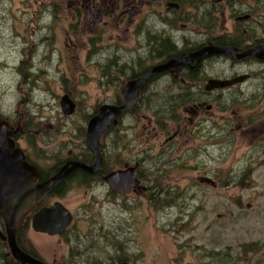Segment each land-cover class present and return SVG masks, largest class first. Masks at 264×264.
I'll list each match as a JSON object with an SVG mask.
<instances>
[{
    "label": "rangeland",
    "instance_id": "374dc122",
    "mask_svg": "<svg viewBox=\"0 0 264 264\" xmlns=\"http://www.w3.org/2000/svg\"><path fill=\"white\" fill-rule=\"evenodd\" d=\"M251 5L256 8L255 3ZM65 6L53 0H0V116L13 126L19 123L21 131L15 140L43 171H51L68 158L69 151L72 155L90 152L81 128L93 107L121 96L119 86L124 77L112 73L126 64L154 63L146 47L137 50L139 45L131 33L121 43L114 37L121 50L101 51L98 59L92 53L88 56L87 37L81 30L66 35ZM223 17L222 23L217 17L215 29L225 24L234 30L232 17L228 13ZM184 24L182 28L166 27V35L179 38L201 33L193 23ZM203 37L200 34V39ZM111 45L107 33L100 47L107 50ZM212 64L224 70V63ZM216 66L206 65L205 69L212 75ZM256 86L255 80L242 86L243 98L227 111L220 112L217 106L212 109L215 146L210 143L215 141L211 132L210 141L201 138L194 142L193 134L186 133L164 147V138L176 127L167 121L159 138L152 139L151 132L144 131V117L165 112L158 111L151 100H144L138 113L124 115L115 134L102 137L103 153L109 150L122 161L113 167L122 168L124 163L140 159L142 169L153 170L142 173L151 193L149 199L138 193L117 196L102 181H92L86 187L74 182L62 197L46 199L47 204L58 200L70 211L69 228L83 238L80 250L95 255H85L89 263H114L119 252L132 264H264V132L248 131L261 118ZM64 93L76 103L69 116H64L59 106ZM232 112L237 122L243 123L239 132L220 128ZM166 129H170L168 133ZM189 136L191 143H180ZM155 175L163 180L162 190L153 188ZM201 175L210 176L217 186L199 183L196 178ZM172 191H178V196ZM28 236L46 259L69 251L65 240L58 242L56 237L31 230ZM251 243L260 248L251 249ZM98 247H103L102 251L93 252Z\"/></svg>",
    "mask_w": 264,
    "mask_h": 264
},
{
    "label": "flooded vegetation",
    "instance_id": "af4514ba",
    "mask_svg": "<svg viewBox=\"0 0 264 264\" xmlns=\"http://www.w3.org/2000/svg\"><path fill=\"white\" fill-rule=\"evenodd\" d=\"M53 2L55 4L59 2L66 5L65 9L68 14L69 26V29L66 30L67 37L74 29L81 30L83 36L87 37L85 42L87 55L89 56L92 53V57L96 59L99 58L101 51L108 52L111 49L121 50L122 47L118 43L124 40L127 41L128 37L126 36H130V33L134 38L133 41L139 45L138 49H136L142 51L146 47V54L148 53L152 57L154 63L149 64L144 62V68L148 67V70L154 64L162 63L170 58L177 59L182 53L194 52L209 44L219 47L235 46L239 52L255 45H259L264 49V0H251L252 3L256 4V8L254 5H251V2L249 3V0L239 1L238 4L232 2V0H53ZM226 13L233 19V25H235L234 30H228L229 28H226L225 24L220 28L218 26V30H216L217 17L222 23V19L224 21L223 16ZM184 23H193L192 25L198 27L201 30L200 34L205 37L200 39V34L196 33L189 34L188 36L182 34L179 38L174 35L173 37L172 35H166V27L182 28L185 25ZM177 24L179 25L177 26ZM142 26L143 30L140 29ZM107 33L113 48L104 50L100 47V41L104 39ZM248 33L251 34L248 35ZM114 37L118 42L117 44L113 42ZM166 39L170 40L178 50L175 51L174 56L169 58H165L167 50L162 46L163 42L167 41ZM152 43L155 46L154 48L151 47ZM138 60L141 61L140 59ZM130 61H134V58L130 59ZM214 62L224 63V70L212 64ZM195 64V61L190 62L189 65L177 73L164 72L154 74L150 77L147 84L141 89V91L146 89L143 96L147 100H150L149 97L162 95L171 100L183 99L186 103H182L170 114L167 112V119H157L152 115L144 117L147 122L143 127L144 131L149 130L152 134L151 138L158 139L160 131L167 126L165 124V121H167L173 123L176 127L170 135L164 138L162 142L164 147L173 145L172 142L174 140L186 133L193 134L194 142L196 139L200 141L201 138L210 141L212 139L211 132L215 135V141H211L210 143L215 146L217 143V133L214 128L215 116L212 109L217 106L220 112L227 111L235 101L243 98L244 91L242 86L249 81L255 80L257 81L256 103L260 104L261 109L259 114L261 118L258 120L256 126L250 127L251 129L248 128L249 130H247L257 134L263 133L264 59L247 57L243 60H236L229 55L221 54L212 55L203 59L198 67H195ZM206 65L213 69L216 66L215 72L212 75L207 73L205 69ZM241 65H244L246 68L241 67ZM240 76L247 77L240 82L231 83L223 88H214L211 90H206L205 88L209 79L232 80ZM121 92L122 90L120 94ZM254 92L255 90L251 95L252 99L255 96ZM140 93L142 94V92ZM220 101L225 102L221 104ZM233 124L235 128L232 127ZM220 128L224 130L232 129L231 131L239 132L243 128V123L241 120L237 122L235 112H232L231 116L224 119ZM169 130L166 129L167 133ZM191 137L189 136L185 141L180 143H189ZM16 146L20 147L17 143ZM22 150L26 157L34 162L29 158L26 151L24 149ZM66 160L68 159H65L61 165ZM32 162L30 163L32 164ZM123 165L127 164L124 163ZM37 169L41 173V180H44L41 170L39 167ZM142 177H139L137 174L141 188L131 193H138L146 199H149L151 188ZM116 194L117 196L121 195L120 192ZM49 196H54L53 190L44 197L38 208L30 206L18 218L15 235L18 247L30 256L42 260L46 264H105L104 262L97 263L95 260H92L93 263H89L86 260V257H94L95 255L90 256L88 254V256L86 250L84 252H82L83 249L80 250L79 244L83 241V238L77 235L78 233L74 232V230L71 231L70 226L65 229H60L59 233L53 236L35 232L32 229V215L41 207L53 204H47L46 199ZM55 197L58 196L55 195ZM30 230L51 238L56 237L58 242L65 240L67 245H69V251L53 254L50 259L44 258L37 252L35 244L33 245L30 241L28 236V231ZM69 231L70 233L68 234ZM0 233V264H20V261L9 252L6 240L2 239V236H5V230L4 223L1 219ZM97 256L99 257L100 255L97 254ZM114 260V263L110 262L108 264H132L130 260H127V257H121L119 252L116 253Z\"/></svg>",
    "mask_w": 264,
    "mask_h": 264
},
{
    "label": "water",
    "instance_id": "95a60500",
    "mask_svg": "<svg viewBox=\"0 0 264 264\" xmlns=\"http://www.w3.org/2000/svg\"><path fill=\"white\" fill-rule=\"evenodd\" d=\"M221 54L229 55L236 60L247 57L264 59V49L259 45L239 52L235 46L219 47L209 44L194 52L182 53L177 59L170 58L162 63L154 64L142 75L125 82L121 104H100L96 113L88 119L85 127V141L87 148L93 153L92 163L68 159L54 174L44 180H41V173L36 166L26 160L23 150L16 146L13 135L19 132V126L14 128L7 120L0 119V219L4 223L5 230V236H2V239L6 240L9 252L20 261V264H46L18 247L15 235L16 223L20 215L30 206L40 203L76 170H82L90 175L99 172L103 159L101 135L111 133L118 124V117L139 103L140 91L150 77L164 72H180L193 61L196 62L195 67H198L203 59ZM246 77L240 76L232 80L209 79L205 88L206 90L223 88L231 83L240 82ZM59 106L63 115H71L76 104L65 93L59 99ZM102 180L111 189L123 194L135 192L141 188L137 179V164L114 169L103 175ZM196 180L212 187L216 186L209 176H198ZM71 221L70 211L61 202L55 201L50 206L41 207L32 215L31 226L35 232L53 236L58 234L60 229L67 228Z\"/></svg>",
    "mask_w": 264,
    "mask_h": 264
},
{
    "label": "trees",
    "instance_id": "16d2710c",
    "mask_svg": "<svg viewBox=\"0 0 264 264\" xmlns=\"http://www.w3.org/2000/svg\"><path fill=\"white\" fill-rule=\"evenodd\" d=\"M167 40V39H166ZM232 42H235V41H232ZM236 44V43H235ZM162 46L165 48V50H167V52L165 53V58H169L171 56H174L175 55V51H178L174 46H173V43L170 41V40H167L166 42L164 41ZM152 48H154V44L152 43ZM159 55V54H158ZM164 55V54H163ZM148 67H145L144 68V65H142L141 62H138V66L135 67V66H130V65H122L119 69H117L114 73H112V75H121V77H124L123 80L125 81L126 79H129V78H132V77H135V76H138L142 73H144ZM130 71L129 75H126L125 73ZM116 76V77H117ZM117 79V78H115ZM122 80V81H123ZM123 81V82H124ZM122 82V83H123ZM114 85L117 86L116 82H114ZM120 85V84H119ZM118 85V86H119ZM123 84H121V86H119V92L122 90V86ZM146 89L142 90V94H141V98H140V104H138L134 109H139L140 106H141V103L144 101V100H147L145 96H143L144 92H145ZM149 99L151 100V102L154 104V106L156 107V109L158 111H164L165 113H160V114H157L158 117L160 116H166L167 117V112L168 114H170L172 111H174L176 108H178L182 103H186L185 100L183 99H168L162 95H156V96H152V97H149ZM122 99H121V96H117L116 98L113 99L112 103L114 104H119L121 103ZM96 109L97 107H93V111L91 114H87L86 117H87V121L88 119L93 116L96 112ZM136 111V110H134ZM136 112H139V111H136ZM157 116H155L157 119H160L158 118ZM0 118H2L0 116ZM18 126L20 127L19 123H17ZM24 129H26L24 127ZM20 131H21V127H20ZM115 130L112 132V134H115ZM19 133H17V135H15L14 137L18 136ZM81 135H83V137L85 136V127H82L81 128ZM107 135H103L102 137H105ZM102 139V138H101ZM33 143V142H31ZM113 145L114 147L116 148V141L114 140L113 142ZM102 156H103V162H102V165H101V168L99 170V172H97L96 174H93V175H88L86 174L85 172H83L82 170H76L72 175H70V177L66 178L65 180H63L58 186H56L54 189H53V193L54 195H57L58 197H62L65 192L68 190V188L70 187V184L71 183H76V185L80 186V187H86V186H90L91 185V182L92 181H102L101 179V174H106L107 172L113 170L116 168V166L113 167V163H117V162H122L121 160H118L116 154H110L109 150L106 152V153H103L102 151ZM113 157V158H112ZM72 158L73 159H78L82 162H85V163H91L92 160H93V154L91 152H83L82 154L80 155H72ZM28 159V158H27ZM29 162H32L28 159ZM64 161V160H63ZM63 161H60L58 162L57 164H55L53 166V170L52 171H43L39 166V169L41 170L42 172V178L45 179L47 178L48 176H50V174L54 173L55 171H57L58 167L60 166V164L63 162ZM140 159H138V163H139ZM33 163V162H32ZM36 164V163H35ZM153 170L152 169H142V166L140 165L139 163V168H138V175L139 177H142V173L144 172H147L148 174H151ZM145 178V177H143ZM153 188H156V189H160L162 190V185H163V180L161 179V176H157L155 175L153 177ZM103 182V181H102ZM172 193L175 195V196H178V191H172ZM153 202L155 203L156 202V199L154 198L153 199ZM40 204H36L34 205L35 208H38ZM251 245V249L253 250H258L260 248V245H256L255 243H251L249 244ZM252 245H255V246H252ZM101 249H103V247H98V249H96L95 251L93 252H97V251H102ZM105 250V249H104ZM85 251V250H84ZM83 251V252H84ZM260 259L257 260L258 263H260L259 261ZM90 262V261H88Z\"/></svg>",
    "mask_w": 264,
    "mask_h": 264
}]
</instances>
